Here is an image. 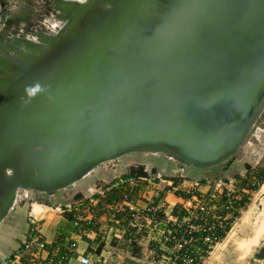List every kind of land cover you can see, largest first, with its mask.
Masks as SVG:
<instances>
[{
    "label": "water",
    "instance_id": "obj_1",
    "mask_svg": "<svg viewBox=\"0 0 264 264\" xmlns=\"http://www.w3.org/2000/svg\"><path fill=\"white\" fill-rule=\"evenodd\" d=\"M52 11L51 30H0V222L19 189L54 195L130 153L221 165L264 111V0H54Z\"/></svg>",
    "mask_w": 264,
    "mask_h": 264
},
{
    "label": "rangeland",
    "instance_id": "obj_2",
    "mask_svg": "<svg viewBox=\"0 0 264 264\" xmlns=\"http://www.w3.org/2000/svg\"><path fill=\"white\" fill-rule=\"evenodd\" d=\"M53 1L54 0H0V30L7 31L10 38L21 36L22 33L24 36L31 35V33L36 31L37 26L51 30L54 26L59 24L56 14L52 11ZM73 1L79 2L83 0ZM12 16H14V18L9 19ZM172 158L160 152L130 153L100 164L87 176L56 192L54 195H47L43 192L28 189H19L18 192L22 198L25 197V199H27L25 204L34 202L44 206L45 212H42L43 216H38L34 223L29 222L33 226L32 229H34V231L39 230L42 236H45L49 240L52 238L56 239L57 237H59V240H66L63 239V233L70 229V222L67 220L65 213L57 210V208L61 207L62 209L64 204L74 203L76 201L74 197L78 193L83 194L85 197H89L95 192L103 193L105 185L114 180L121 181L120 177L126 173L132 165H142L147 171H151V176L155 178L153 182L161 181L163 189H165L166 185H169L166 183L167 181H165L167 175L190 181H199L204 178L207 179L208 182L213 183L218 177L230 180L236 175L246 176V173H248L247 165L251 168L264 166V111L254 124L237 154L225 163L208 169H199L183 165ZM232 164L234 165L229 167ZM176 191L185 193V190H182V188H178ZM192 191L193 193H199L200 191L205 193L207 191V186L203 185ZM170 202L175 203L176 201L172 198ZM176 205H179L178 202ZM168 206H170V204L164 203L160 206V208L165 207L167 209V217H169V215L171 216L170 211L172 209L168 208ZM47 207L49 209H46ZM41 208L42 207H40V209ZM263 211L264 183H262L259 189L250 196L247 205L240 210L237 219L231 224L218 246L205 248L199 246L198 243H192L191 249L194 250V258L201 264H263L264 261L257 258L256 254L264 247V232L257 243L246 253H243L237 245L238 242L245 241V239L247 240L253 235L264 216ZM31 218L32 217L29 216V220ZM159 220L167 226L168 218H166L165 222V219H163L161 215L160 219H156L157 224ZM13 222L14 219L12 216H8L5 221V228H7L8 231H10L8 227L11 225L14 226ZM15 226H17V224H15ZM96 226L95 224L93 227L96 228ZM2 230H4V228L0 229V252L8 253V249L13 246L12 244H14L15 241L10 237H6V233ZM26 232L24 233L23 241L26 240ZM154 236H157V234ZM23 241L19 243L16 249L21 246ZM146 247L147 246H144V248ZM138 250L144 254L143 261H139L135 264H172L171 257L176 253L173 244L165 243L164 250H155L153 255H158L160 258L158 259L161 261L154 263L150 261L146 262L148 260L146 256L149 255L148 251ZM91 260L95 263V258L92 257Z\"/></svg>",
    "mask_w": 264,
    "mask_h": 264
},
{
    "label": "built area",
    "instance_id": "obj_3",
    "mask_svg": "<svg viewBox=\"0 0 264 264\" xmlns=\"http://www.w3.org/2000/svg\"><path fill=\"white\" fill-rule=\"evenodd\" d=\"M240 176L241 178L235 176L230 180L219 178L213 183L207 181L206 184L186 179H183L178 183L180 184V188L185 190V193L189 195L186 198H180L178 202V204L188 213V217L184 218L181 223H179L174 216L169 215L167 218L169 221H172L177 228H180L183 222L191 219L195 221V224L187 226L188 228L185 230L187 234L178 236L176 234L177 228L173 231V234H171V231L164 233L163 242L171 243L175 248L176 253L171 257L172 264H190L195 260L194 257L192 258L189 254L183 252L186 247H192V243H198L199 245H202V247L205 246L207 248L218 246L220 244L225 235L223 237L218 236V230L225 231L226 234L229 230H226V227L229 226L230 228L231 224L238 217V215L236 216V212L239 213L240 210H242L241 208H235L244 197L241 184L242 178H245V176ZM142 181H146V178L130 180L129 185L133 186ZM255 183L256 182L253 181L251 184L254 185ZM203 185L207 186V191L205 193H202V191L199 193H193L192 190L198 189ZM253 193H255V191H251L248 199H250V196ZM90 202L91 206L94 207L98 203V200L91 199ZM135 202L136 201L128 200V196L125 194V196L118 202L106 206L108 209L107 212L109 214L111 213L113 217L118 213H125L127 220L114 219L115 222L121 226L123 234H131L132 230H135L137 233L144 232L148 225L157 226L156 219H160V207L154 206L153 203H150L142 209L130 208ZM57 210L65 213L71 212L73 208L70 203H67L62 209L59 207ZM87 215L94 216V208H88L85 216L77 215L74 227H80V224L85 221L90 222L91 220L87 219ZM165 215L168 216L166 212ZM36 220L37 218L32 217L30 222L34 223ZM159 223L160 220L158 221V224ZM192 232H203L205 235L200 238H195L191 234ZM50 244L52 243L46 241L39 230L34 231V229H32L31 233L26 236V240L23 241L21 246L10 256L0 260V264H94L89 255L78 251V246L75 242L70 241L68 244H65V246L67 245V250L70 253H73V256L68 258L58 254V247L50 252ZM75 254H78L76 263L72 262Z\"/></svg>",
    "mask_w": 264,
    "mask_h": 264
},
{
    "label": "crops",
    "instance_id": "obj_4",
    "mask_svg": "<svg viewBox=\"0 0 264 264\" xmlns=\"http://www.w3.org/2000/svg\"><path fill=\"white\" fill-rule=\"evenodd\" d=\"M155 178L146 177V181H142L143 183V198L136 200V202L130 206L132 209H142L145 208L150 203H155L156 206L160 207L161 204H170L168 208H173L177 202H179L180 198L177 196L176 190L180 188V184H173L172 180H167L166 183L169 185L165 186V189L161 186L160 182H153ZM19 194H17L15 203L10 210L8 216H12L14 219V226L5 228V221L7 217L0 222V229L4 228L6 233V237H10L14 239L15 243L12 244L11 248L8 249V253L0 252V260L10 256L14 251H16L19 243L24 240V233L28 231V227L31 225L29 222V216L37 218L38 216H43L42 212H45L44 206L40 204H36L34 202H28L25 204L27 199ZM174 198L175 203H171L170 200ZM40 207H42L40 209ZM46 209H49L48 207ZM88 220H93L96 216L87 215ZM93 218V219H92ZM70 222V221H69ZM95 222L99 223L96 229L92 230H82L78 231L74 227V223L70 222V229L63 233L65 242H75L78 246V251L81 253L88 254L90 258H95V263L97 264H135L139 261H143V252L148 251L149 255L146 256L148 259L146 262H154L158 263L159 260L158 255H153L155 250H164L165 243L163 242V236L166 231V225L163 223H159L156 225H148L145 233H137L135 230H132L131 235L134 236V241H131L130 238H126V234H123L121 226L115 222L114 217L111 214H101L97 218H95ZM17 224V226H15ZM75 229V230H74ZM19 230V232H18ZM21 230V233H20ZM28 233V232H26ZM157 236H154L156 235ZM44 235V234H43ZM27 234L25 235L26 238ZM86 236L90 239L91 243L84 239ZM46 241L52 243L56 239L52 238L51 240L47 239ZM69 240V241H67ZM98 242H104V248L99 256L94 254L93 252H89V248L95 249L98 245ZM144 246H147L144 248ZM10 247V245H9ZM133 248H137L133 250ZM78 254H75L72 262L76 263ZM159 258V259H158Z\"/></svg>",
    "mask_w": 264,
    "mask_h": 264
},
{
    "label": "trees",
    "instance_id": "obj_5",
    "mask_svg": "<svg viewBox=\"0 0 264 264\" xmlns=\"http://www.w3.org/2000/svg\"><path fill=\"white\" fill-rule=\"evenodd\" d=\"M247 172L245 178H242V190L244 192V197L242 198V200L240 201L239 205H236V209H243L245 208V206L248 203V197L249 194L251 193V191H257L259 189V185L264 183V166H258L256 168H251L248 166L247 168ZM146 177H151V171H147L145 169L144 166L142 165H132L129 170L124 173L121 177L120 180H114L109 182L107 185L104 186V193H93L92 195H90L89 197H85L83 194L78 193L75 195V199L76 201L74 203H72V208L73 210L71 212H65V216L67 218V220H69L70 222L74 223L76 221V216L77 215H86V210L88 208H94L95 211V218H97L98 216H100L101 214H109L107 211L108 209L106 208L107 205L109 204H114L116 202H118L119 200H121L125 194H127L128 196V200H132V201H136L138 199H142L143 198V194H144V190H143V183H137L136 185L130 186L129 185V181L130 180H139L141 178H146ZM237 178H241L240 175L236 176ZM165 179L167 180H172L174 183L173 184H178L179 182H181L183 179H181L180 177H176V176H172V175H167L165 177ZM207 179H200L199 182L202 184H206L207 183ZM255 181L256 183L254 185H252L251 183ZM177 196L179 198H186L189 195L186 193H180L177 192ZM91 199H97L98 203L92 207L91 206ZM65 205V204H64ZM154 206H156V202L153 204ZM166 208L162 207L161 208V212H160V216L162 215L163 219H165L166 222V218L167 215H165L166 212ZM107 212V213H106ZM171 216H174L177 218L178 222L181 223L184 218L188 217V213L182 208V206L180 205H175L171 211H170ZM239 213L236 212V216ZM95 218L93 220H91L90 222H82L79 226L75 227L76 230H78L79 232L86 229H96L97 226L99 225V223L95 222ZM114 219H123V220H127V217H125V213H118L114 216ZM231 222V221H230ZM97 225L96 228L93 227L94 225ZM195 224L194 220H189V221H185L183 222L182 226L180 228H177L176 225H174V223L172 221L168 220L167 226H166V231L170 232L171 234H173V231L177 228L176 234L178 236L183 235V234H187V232L185 231L188 227V225H192ZM33 226L30 225L28 227V234L31 233ZM229 229V226L226 227V230ZM27 234V235H28ZM195 238H200L201 236L205 235L203 232H192L191 233ZM126 238H130L131 241H134V236L131 235L130 233L126 234ZM225 235V231L222 230H218V236L223 237ZM188 236V235H187ZM84 239L87 240L89 243L93 242L90 239H88L86 236H84ZM65 244H68V242H65L64 240L60 239L59 237L56 238V240L54 242H52V244H50V252L53 251V249H55L56 247H58V254L62 255V256H66L71 257L73 256V253H70ZM202 247V245H199ZM205 247V246H204ZM104 248V242H98V245L95 247V249H91L89 248V252H93L94 254H96L97 256H99L102 252ZM207 248V247H205ZM136 248H133V250H135ZM184 253L189 254L192 258L194 257V250L191 249V247H186V249L183 251ZM88 255V254H87ZM97 264V263H94ZM190 264H201L200 262H198L196 259L193 260Z\"/></svg>",
    "mask_w": 264,
    "mask_h": 264
},
{
    "label": "bare ground",
    "instance_id": "obj_6",
    "mask_svg": "<svg viewBox=\"0 0 264 264\" xmlns=\"http://www.w3.org/2000/svg\"><path fill=\"white\" fill-rule=\"evenodd\" d=\"M264 213V211H263ZM264 232V216L261 220V222L259 223L258 227L255 229L253 235L249 238V239H245V241H240L238 242V248L243 252L246 253L249 251V249L257 243V241L259 240V238L261 237V235Z\"/></svg>",
    "mask_w": 264,
    "mask_h": 264
},
{
    "label": "flooded vegetation",
    "instance_id": "obj_7",
    "mask_svg": "<svg viewBox=\"0 0 264 264\" xmlns=\"http://www.w3.org/2000/svg\"><path fill=\"white\" fill-rule=\"evenodd\" d=\"M234 164H232V165H230L229 167H231V166H233ZM249 165H247V167H248ZM250 167V166H249ZM256 168V167H255ZM237 176V175H236ZM219 178H222V177H218L217 179H219ZM223 179H227V178H223ZM215 180V179H214ZM261 185V184H260ZM259 185V186H260Z\"/></svg>",
    "mask_w": 264,
    "mask_h": 264
}]
</instances>
